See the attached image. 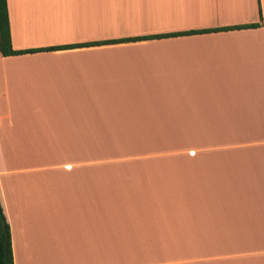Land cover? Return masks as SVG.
<instances>
[{
  "label": "crops",
  "instance_id": "crops-1",
  "mask_svg": "<svg viewBox=\"0 0 264 264\" xmlns=\"http://www.w3.org/2000/svg\"><path fill=\"white\" fill-rule=\"evenodd\" d=\"M6 8L12 264H264V0Z\"/></svg>",
  "mask_w": 264,
  "mask_h": 264
},
{
  "label": "trees",
  "instance_id": "trees-1",
  "mask_svg": "<svg viewBox=\"0 0 264 264\" xmlns=\"http://www.w3.org/2000/svg\"><path fill=\"white\" fill-rule=\"evenodd\" d=\"M257 26L258 24H253V25L241 26L237 28H221L213 31L232 30L239 28H252ZM160 37L162 36L153 35V36H146L140 38L123 39L118 41H108V42L99 43V45L110 44L114 42H130L136 40L158 39ZM76 46H86V45H71V46H66V48H74ZM48 50H54V48H50ZM34 51L36 50L15 51L12 49L10 44V37H9L6 0H0V56L2 57L13 56L23 53H30ZM0 264H12V256L10 249V232H9L8 224L2 214L1 207H0Z\"/></svg>",
  "mask_w": 264,
  "mask_h": 264
}]
</instances>
